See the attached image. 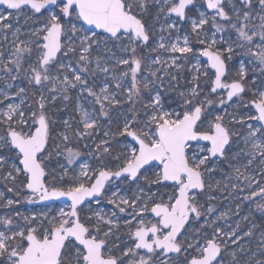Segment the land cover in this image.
Listing matches in <instances>:
<instances>
[{
    "label": "snow or ice",
    "instance_id": "snow-or-ice-1",
    "mask_svg": "<svg viewBox=\"0 0 264 264\" xmlns=\"http://www.w3.org/2000/svg\"><path fill=\"white\" fill-rule=\"evenodd\" d=\"M0 181V264H264V0H0Z\"/></svg>",
    "mask_w": 264,
    "mask_h": 264
},
{
    "label": "rangeland",
    "instance_id": "rangeland-1",
    "mask_svg": "<svg viewBox=\"0 0 264 264\" xmlns=\"http://www.w3.org/2000/svg\"><path fill=\"white\" fill-rule=\"evenodd\" d=\"M23 24H24V21L21 20L20 21V25H23ZM237 59H239V56H238ZM73 95H75V93H73ZM235 103H236V101L234 100L232 102V107H235ZM232 107L229 108V111L232 110ZM68 113H69V110L64 112L62 118H66ZM0 191H4L5 192V199H7V198H16L15 197V193H7L6 192V189H5L4 184H3L2 181H0ZM210 191H211V194L213 196H216V200L212 201V203H214L215 206L217 207V209L219 210L217 212V214H219V212L225 211L228 208H231L233 212H234V210L236 211V207H235V205L237 203L236 200L232 199L231 197H229L228 199H223L215 191H212V190H210ZM22 195H26V193H22ZM223 195L227 196V193H224ZM0 203H2V202H0ZM44 205H45L44 203H42V204H40V203L31 204V203H27V202L22 200L20 204L14 205L13 209L15 211H19V212H22L24 214H31L32 212L47 211L48 208L55 209V208L63 206L62 202H60V201L48 203L47 204L48 208H45ZM221 205H223V209H221L222 208ZM104 207H105V210H110V206L105 204ZM253 208H254V205H252V204H247V203L246 204H242L241 208H240L239 215H231L230 218L227 220L226 224H225L224 221H220L219 223H220L221 226H224V227H227V226L235 227V224L237 222H239L240 226H241V229H242L241 235H243L244 231L248 230V228L251 226V224L257 225V228L254 231V235L252 237H245L244 240H243V246L246 249L250 248L253 251H257V245L259 243V241H258L259 233H260V231H264V215H262L261 213L253 211L252 210ZM13 209H8V208L0 206V216L13 215L14 214ZM245 215L249 216V220L248 221H243L242 220V217L245 216ZM257 258H260L258 252H257ZM228 259L229 258L227 256V253H225V264H227Z\"/></svg>",
    "mask_w": 264,
    "mask_h": 264
},
{
    "label": "trees",
    "instance_id": "trees-1",
    "mask_svg": "<svg viewBox=\"0 0 264 264\" xmlns=\"http://www.w3.org/2000/svg\"><path fill=\"white\" fill-rule=\"evenodd\" d=\"M68 110H69V112H71V110H72V105H69V106H68ZM52 167H55V162H53Z\"/></svg>",
    "mask_w": 264,
    "mask_h": 264
},
{
    "label": "water",
    "instance_id": "water-1",
    "mask_svg": "<svg viewBox=\"0 0 264 264\" xmlns=\"http://www.w3.org/2000/svg\"><path fill=\"white\" fill-rule=\"evenodd\" d=\"M55 202H58V201H55ZM44 204H48V203H52V202H43ZM40 204H42V203H40Z\"/></svg>",
    "mask_w": 264,
    "mask_h": 264
},
{
    "label": "flooded vegetation",
    "instance_id": "flooded-vegetation-1",
    "mask_svg": "<svg viewBox=\"0 0 264 264\" xmlns=\"http://www.w3.org/2000/svg\"><path fill=\"white\" fill-rule=\"evenodd\" d=\"M223 203V202H222ZM222 206V208L221 209H223V205H221ZM234 212H235V210H234ZM260 218V217H259Z\"/></svg>",
    "mask_w": 264,
    "mask_h": 264
}]
</instances>
